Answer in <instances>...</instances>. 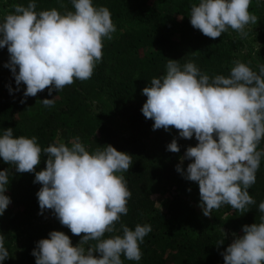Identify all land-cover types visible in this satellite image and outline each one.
I'll return each instance as SVG.
<instances>
[{
  "label": "trees",
  "instance_id": "16d2710c",
  "mask_svg": "<svg viewBox=\"0 0 264 264\" xmlns=\"http://www.w3.org/2000/svg\"><path fill=\"white\" fill-rule=\"evenodd\" d=\"M44 200L91 264H264V0H0V264H61Z\"/></svg>",
  "mask_w": 264,
  "mask_h": 264
},
{
  "label": "rangeland",
  "instance_id": "374dc122",
  "mask_svg": "<svg viewBox=\"0 0 264 264\" xmlns=\"http://www.w3.org/2000/svg\"><path fill=\"white\" fill-rule=\"evenodd\" d=\"M6 1V0H4ZM229 7V4H226L225 7ZM263 4H260L259 8H261ZM213 17H215L216 23L219 24L221 27L227 29L229 32H231L233 35H235L239 39L240 49L242 54L245 55H255L257 50L260 49L259 42L257 40V36L260 34L262 30L257 29L255 26L251 25L250 23H247L244 18H237L233 16L229 9H225L222 12H219L218 14H214ZM126 27V26H125ZM124 28L122 26H119L115 24V35L122 33L124 31ZM122 132H125L122 130ZM31 152L27 154L28 159L27 163L33 161V157L30 155ZM21 171H24L25 177H33L34 173H29V168L27 167V164H22L20 167ZM194 205H196L197 209L203 213V215L206 214V216L211 217L209 215L211 211L210 205H208L206 202H193ZM37 214L40 215V221H45L46 223L50 222V224L53 225L52 229V237L55 242V248L57 250L63 249L60 253L58 251V258L62 259L61 264L64 263H70V264H91L93 261H95L94 253L92 252V248H89L88 246H83L82 243L79 242H72V237L70 235L67 236V231L65 228L64 219L59 212L58 206H56L54 203H52L50 200H44L43 203L39 206V208L36 210ZM223 230L225 232V235L230 241H237L242 239L245 236V232L239 230H235L233 228H226L223 227ZM18 236L20 233H17ZM69 237V238H68ZM22 238V237H19ZM21 240V239H19Z\"/></svg>",
  "mask_w": 264,
  "mask_h": 264
}]
</instances>
